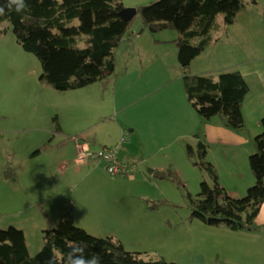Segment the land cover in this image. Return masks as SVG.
<instances>
[{"label": "rangeland", "instance_id": "1", "mask_svg": "<svg viewBox=\"0 0 264 264\" xmlns=\"http://www.w3.org/2000/svg\"><path fill=\"white\" fill-rule=\"evenodd\" d=\"M150 1L152 0H125L124 4L134 6L136 3L145 4ZM243 1L244 6L240 13L244 14L242 16L244 19L241 17L240 21L254 17L257 20V31L254 30L256 33L250 30L249 26L245 28L240 26L237 29L245 33V39H243L245 42L234 35L230 37L233 44L229 47H223L222 50L206 47V50L196 55L193 60L198 68L206 70L204 72L215 76L221 69L236 68L225 67L226 61L230 58H245L249 54L264 52V19L260 14V22H258V17L251 14L249 5H253L255 0ZM259 9L256 8V10ZM218 15L223 16V13L220 12ZM132 18L131 27L125 32L126 34L133 30L131 39L123 38L115 50V70L120 72L128 66L144 64L159 56H162L164 62L171 64L172 57L167 54H174V49L177 54V44L172 37L179 31L176 28H164L151 32L148 26L143 25L138 13ZM1 28L7 33L6 41L14 37L13 46H15L16 38L7 19L1 23ZM151 33L169 39L162 45L149 47ZM137 43H141L143 49H134ZM26 53L23 56V63L32 66L38 77L41 73L40 61L33 52L27 50ZM26 55L28 57H25ZM218 67L222 68L218 69ZM32 70L29 69V72L33 73ZM43 84L44 88L40 87V84L35 91L37 94L43 93V98H40L36 106L33 105L35 94L31 92V88L34 87L30 83L27 85L30 89L28 112L29 116L33 114V121L35 120L31 125L37 123L39 126L47 127L53 122L51 136L55 138H50L51 144L48 147H57L60 135L55 132L56 123H54L55 119H51L50 111L53 110L55 114L54 107L57 106L62 114L64 97L49 96V86H47L49 84L46 81ZM109 87L111 88V85ZM260 94H262L261 91H254L250 97H245L242 105L244 125L232 126L219 114L209 118L200 116L201 120L198 122L197 129L188 139H183L181 147H161L154 163L152 161L149 164L137 165V171L133 176H123L126 179L119 181L123 183L128 178L135 177L139 179L137 184L116 183L101 172L96 174L95 186L89 182L85 184L87 180L83 178V171L79 169V165H75L74 170L65 176L56 168V151L46 150L48 148L46 147L44 148L46 151L32 153L36 147L34 146L36 140L40 138L37 137V134L41 132L39 128L13 132L9 141H7L8 131L4 130V134L0 137V226L7 227L14 224L23 228L29 245L28 249L30 253H35L43 243V229L54 226L64 213L71 210V205L67 204L68 201L80 202L84 206H90L89 218L95 215L101 218L91 220L95 223L87 225V230L98 236H118L123 239L128 249L140 251L146 258L164 256L166 259L175 260L178 264H264V201L255 218L257 227L252 230L232 229L223 223H206L193 217L190 207L191 196L197 195L202 180L208 181L211 185L214 184L212 174L199 162V140L206 143L205 158L213 163L218 174V181L230 195H244L247 188L255 182L249 156L257 149L256 135L263 130L261 116L264 115V97L259 96ZM62 117H64L63 114ZM189 143L193 149L191 152L188 149ZM91 159L108 174L109 171L103 167L99 159ZM10 165L15 168V171L7 176L5 172ZM28 165L42 169L35 180L32 176L27 179L22 175ZM154 167H156L155 170L150 171ZM69 177L73 178L77 185L65 190L64 180ZM102 184H107L108 193L129 192L128 194L135 193V195L132 198L126 194L123 197L119 196L123 199L120 201H104L94 194ZM101 187L105 189V186ZM16 196L22 200L13 205L12 201L8 202L7 199L16 198ZM22 204H27L28 207L18 210L19 208L16 207ZM62 205L63 208L67 205V209H59ZM126 205L139 207L138 212L145 205V210L148 209L151 212L137 213L132 216L127 214L123 222L116 217L110 220V208L119 209ZM100 212L104 213V218ZM75 223L81 224L76 221ZM129 225H134V235Z\"/></svg>", "mask_w": 264, "mask_h": 264}, {"label": "trees", "instance_id": "2", "mask_svg": "<svg viewBox=\"0 0 264 264\" xmlns=\"http://www.w3.org/2000/svg\"><path fill=\"white\" fill-rule=\"evenodd\" d=\"M4 2L0 0V4ZM27 3L29 12L0 16V24L7 19L18 43L38 57L40 79L58 89H71L115 72V50L133 20H125L119 14L124 6L122 0H27ZM243 6V0H152L136 5L143 25L151 32L164 28L180 32L172 40L178 46V60L184 69L182 86L197 113L205 118L219 114L236 127L244 125L242 105L249 91L241 70L221 69L214 76L208 72L192 73L188 68L192 59L211 43L218 13H223L224 24L228 25L236 21ZM261 122L263 130L255 137L257 149L249 156L255 182L242 196L230 195L220 184L213 163L205 158L206 143L198 141L199 162L212 174L214 184L202 180L197 195L191 196L193 217L209 224L223 223L232 229L257 227L255 218L264 201V115ZM56 126V130H61L59 124ZM49 144L50 140L37 150ZM188 149L193 151L190 143ZM76 241L88 246L86 254H100L101 264H178L164 256L146 258L140 251L128 249L120 238L98 236L76 224L70 211L54 226L43 229V243L35 253L28 249L23 228L14 224L0 226V264H48L50 257L55 264H62V254Z\"/></svg>", "mask_w": 264, "mask_h": 264}, {"label": "crops", "instance_id": "3", "mask_svg": "<svg viewBox=\"0 0 264 264\" xmlns=\"http://www.w3.org/2000/svg\"><path fill=\"white\" fill-rule=\"evenodd\" d=\"M122 2L126 3L125 0ZM136 5L137 3L134 6ZM249 7L252 10L251 14L258 17V22H260V14L261 18L264 19V0H255L254 4L249 5ZM256 8L260 9L256 10ZM240 12L242 11L238 12L236 21L228 25L224 24L223 16L218 15V24L211 30L212 41L206 46L207 48L222 50L223 47H229L233 44L230 37L234 35L244 41L245 33L237 29L240 26L243 28L249 26L250 30L256 33L254 30L257 31V20L254 17H249L245 19L246 21L241 22L240 19L244 14ZM242 19L244 18L242 17ZM132 33L133 30H130L125 34L124 38L131 39ZM6 35L5 31L2 30L0 32V137L4 134V130H7V135L9 134L7 141H9L13 132L28 128L31 130L37 127L41 130L37 134V137L40 138L36 140V144H34L36 147L33 146L35 149L32 153H41L44 149H37L43 143L50 140V138H55V136H51L53 122L47 127L39 126L37 123L31 125L35 120L33 121V114L29 116L28 112L30 89L27 88V85L30 83L34 87L33 89L31 88V92L35 94L33 95L35 96L33 105L36 106L39 100H41L40 98H43V93L37 94L35 91L39 88L40 84V87L43 86L42 88H44V81L40 79V75L36 76L32 66L23 63V56L27 54V50L17 40L16 45L13 46L14 37L10 38L12 40L6 41ZM178 35H180V32L172 38ZM156 39L167 40L169 38L152 34L149 47L162 45L166 42ZM133 48L137 50L143 49V45L137 43ZM203 50L200 54H202ZM241 50L244 51L242 48ZM167 55L172 57L171 64L164 62L162 56H159L148 60L144 64L128 66L120 72L115 70L114 73L82 87L57 89L50 84L47 85L49 86V96L58 95V98L64 97V104L61 107L64 117L58 111L57 106L54 107L55 114L53 110L50 111L51 119H55L54 123L59 124L61 127V130H55L60 135L57 147L51 146L46 149L56 151V168L59 172L67 176L68 173L74 170L75 165H79V169L83 171V178L87 180L85 184L89 182L93 186H95V181H97L96 174L98 172L106 174V177L116 183H120L119 181L126 179V177L118 174L109 172L107 174L91 158V160L89 159L90 162L86 159L87 161L77 163L74 160L76 155L75 136L86 140L91 147L98 148L103 145L118 143L121 135L124 134L126 139L121 143L118 154L122 160L136 162L140 166L142 163L149 164L152 161L154 163V159L158 158V150L161 147H181L183 139H188L195 132L201 118L182 86L181 78L184 69L178 60V46L177 54L174 49V54ZM25 57L28 56L26 55ZM194 59L195 57L190 62L188 70L192 73L206 71L198 68L193 61ZM226 62L227 66L225 67L239 68L246 78L249 84L246 98L250 97L254 91H261L262 94L259 96L264 97V52L249 54L245 58H230ZM221 68L218 67V69ZM29 69H33V73H30ZM109 85H111V88ZM8 167L9 169L6 171L7 176L15 171L12 165ZM155 168H152V171ZM41 172L42 169L38 167L32 168L31 165H28L22 175L27 179L32 176L33 180H35ZM137 180L139 179L132 177L123 183L137 184ZM64 182L65 190L72 189L77 185L71 177L65 178ZM101 186H105V189H102ZM106 186L107 184L100 185L94 193L99 198L104 199V201H120L123 199H120L119 196L123 197L126 194L132 198L135 195V193L128 194L129 192L108 193ZM7 200L8 202L12 201L13 205L22 199L16 196V198ZM67 204L71 205L70 212L73 213L74 220L77 223H81L80 225L85 228L90 223H95V221L91 220L101 219L99 215L89 218L88 211L90 206L87 207L80 202L72 203L70 201ZM144 206L140 207L142 209L140 212H138L139 207L135 208L131 205H126L119 209L110 208V220L116 217L123 222L127 214L132 216L137 213L142 214L147 212L148 214L151 212L148 209L145 210L146 206ZM27 207V204H22L16 208L22 210ZM64 207L62 205L59 209H67V205H64ZM100 214L104 218V213L100 212ZM147 214L146 217L149 218ZM129 226L134 235V225ZM115 237L118 238V236ZM120 239L123 240L122 238Z\"/></svg>", "mask_w": 264, "mask_h": 264}, {"label": "built area", "instance_id": "4", "mask_svg": "<svg viewBox=\"0 0 264 264\" xmlns=\"http://www.w3.org/2000/svg\"><path fill=\"white\" fill-rule=\"evenodd\" d=\"M74 138L76 141L75 161L77 163H81L87 158H97L107 171L120 176H133L137 171L135 162L122 160L118 154L121 143L126 139L124 134L121 135L118 143L98 148L91 147L86 140L80 137L75 136Z\"/></svg>", "mask_w": 264, "mask_h": 264}, {"label": "clouds", "instance_id": "5", "mask_svg": "<svg viewBox=\"0 0 264 264\" xmlns=\"http://www.w3.org/2000/svg\"><path fill=\"white\" fill-rule=\"evenodd\" d=\"M29 11L27 0H5L3 4H0V16L10 15L13 12L22 14ZM87 247L84 242H72L70 250L62 254V264H101L100 254H86ZM48 264H55V259L50 257Z\"/></svg>", "mask_w": 264, "mask_h": 264}, {"label": "water", "instance_id": "6", "mask_svg": "<svg viewBox=\"0 0 264 264\" xmlns=\"http://www.w3.org/2000/svg\"><path fill=\"white\" fill-rule=\"evenodd\" d=\"M137 13V7L136 6H130V5H124L120 10H119V14L121 15L122 18H124L125 20H129L132 17H134V15ZM150 171H152V169H150ZM5 174L7 175V173L5 172Z\"/></svg>", "mask_w": 264, "mask_h": 264}]
</instances>
